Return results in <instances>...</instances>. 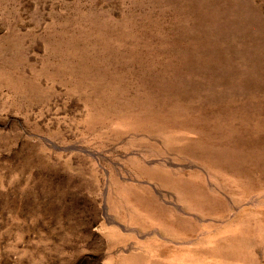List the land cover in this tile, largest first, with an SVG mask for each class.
<instances>
[{
    "label": "rangeland",
    "instance_id": "obj_1",
    "mask_svg": "<svg viewBox=\"0 0 264 264\" xmlns=\"http://www.w3.org/2000/svg\"><path fill=\"white\" fill-rule=\"evenodd\" d=\"M0 264H264V0H0Z\"/></svg>",
    "mask_w": 264,
    "mask_h": 264
}]
</instances>
